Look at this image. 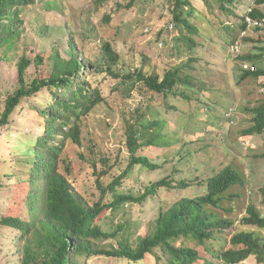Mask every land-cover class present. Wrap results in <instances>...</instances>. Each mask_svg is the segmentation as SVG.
Here are the masks:
<instances>
[{
  "label": "rangeland",
  "instance_id": "1",
  "mask_svg": "<svg viewBox=\"0 0 264 264\" xmlns=\"http://www.w3.org/2000/svg\"><path fill=\"white\" fill-rule=\"evenodd\" d=\"M46 1L36 0L24 7L16 44L13 48L9 44L0 46V88L4 98L18 86L17 69L22 56L34 59L36 54H50L56 47L63 57H69L71 39L85 60L101 58L105 42H111L120 56L114 67L120 77L98 69L83 71L89 81L87 87H98L105 99L82 116V145L65 140L63 158L70 161L76 189L93 202L100 193L91 163L102 166L101 159L107 158L114 169L102 178L106 185L112 182L131 160L126 144L130 126L154 119L162 126L161 146L141 148L138 154L148 156L160 167L150 170L136 166L130 180L119 191H136L164 177L175 183L185 180L192 186L161 187L143 203L125 205L116 221L126 223L132 241L150 233L160 215L182 198L204 195L208 179L227 166L240 171L248 182L231 188L220 208L211 207L217 217L234 224L216 231L207 245L212 252H218L230 247V238L235 232L255 229L244 226L241 219L247 215L251 203L264 214L260 191L264 186V133L245 136L242 131L251 124L249 108L264 99V76L240 83L236 77L237 55L255 50L257 43H252L250 38L264 37V21L260 31L254 25L242 28V16L252 0L227 3L232 12L223 10L219 0H190L194 12L188 19L197 27L192 33L187 28L178 29L173 18L174 0H118L100 8L92 0H49L50 4ZM184 34L192 36L196 46L189 48L180 38ZM233 41L240 44L239 53L231 48ZM184 63L189 64L185 70L192 86L186 89L184 83L179 84L175 92L186 89L191 100L175 92L152 91L143 82L134 85L133 80L124 77L141 68L149 75L154 72L163 75ZM35 76L32 65L27 79L30 82ZM52 101L51 92L43 89L23 100L10 123L0 129V218L13 202L15 183L29 178L26 152L43 133L40 110ZM230 110L236 114V125H230L223 117ZM102 222L105 225L108 219ZM17 233L0 226V264H19ZM107 242L117 245L115 240ZM196 243L195 240L187 242L190 246ZM167 260L168 255L156 248L153 254L138 262L95 256L87 264H167ZM241 264L260 263L251 256Z\"/></svg>",
  "mask_w": 264,
  "mask_h": 264
},
{
  "label": "trees",
  "instance_id": "2",
  "mask_svg": "<svg viewBox=\"0 0 264 264\" xmlns=\"http://www.w3.org/2000/svg\"><path fill=\"white\" fill-rule=\"evenodd\" d=\"M35 1L0 0V46L9 44L11 48L14 47L20 33L18 25L23 21L22 10ZM110 1L118 0H92V3L100 8ZM219 1L223 10L232 12L231 7L226 4H233V0ZM46 3L50 4L49 0ZM172 3L173 18L178 29L187 28L190 33L194 32L197 27L188 19L194 12L192 2L174 0ZM262 5L264 0H252L249 7L252 10L249 12L248 8L242 16L243 29L249 26L246 21V14H249L262 23L254 25L258 31L262 30ZM180 38L189 48L196 46L192 36L184 34V38ZM249 40L257 43L256 51L237 55L238 83L258 80L264 76V37L260 35ZM160 44L164 45V42L161 41ZM233 45L234 41L231 48ZM70 50L69 57L64 56L65 58L56 47L50 54H36L34 59L22 56L18 62L16 89L4 98L0 88V129L10 123L11 116L23 100L37 95L43 89H48L53 98L52 103L40 110L43 116V133L37 137L32 148H29L30 151L26 152L25 163L30 165L29 178L25 182L15 183L13 202L0 218L1 227L18 232L16 247L20 254L19 264H87L95 256L127 258L138 262L148 254H153L156 248L168 255L167 264H241L251 256L258 263L264 264V214L254 203L248 206L247 215L241 219V223L255 229L235 232L230 238V247L218 252H212L207 245L215 237L216 231L231 228L234 224L233 221L217 217L211 207L220 208L225 194L231 188L248 182L245 175L231 166L208 179L204 195L182 198L160 215L150 233L138 236L135 241H132V234L128 233L126 223L116 221L119 211L125 210V205L143 203L161 187L184 189L192 186L185 180L175 183L169 177H164L150 186L137 188L136 191H119L125 181L130 180L136 166L150 170L160 167L148 156L138 154L141 148L161 146L159 139L163 137L160 132L162 126L154 119L140 126H130L126 144L131 160L112 182L106 185L102 178L114 169L107 158L101 159L102 166L98 162L91 163L100 193L93 202L76 189L70 161L63 158L65 140L82 145V116L90 113L105 99L98 87H87L89 81L83 76V71L94 72L98 69L99 72L120 77L114 71L120 56L111 42L102 45L101 58L95 61L81 58L73 39L70 40ZM244 63L249 68H244ZM32 65L36 76L29 82L27 72ZM185 66L189 68V64L184 63L163 75L157 72L149 75L141 68L124 77L133 80L134 85L143 82L152 91L169 94L175 92V87L179 84L184 83L186 89L192 86ZM250 66H254V69ZM186 89L175 92V95L179 93L183 98L191 100L192 96ZM249 111L252 114L251 124L242 134H263L264 99L249 108ZM235 116L231 110L223 113L230 125H236ZM260 191L264 204V186ZM103 219H108L105 225L102 224ZM108 240H115L117 245L109 244ZM192 240L197 243L194 246L188 245L187 242Z\"/></svg>",
  "mask_w": 264,
  "mask_h": 264
},
{
  "label": "built area",
  "instance_id": "3",
  "mask_svg": "<svg viewBox=\"0 0 264 264\" xmlns=\"http://www.w3.org/2000/svg\"><path fill=\"white\" fill-rule=\"evenodd\" d=\"M251 10H252V8H249V12H250ZM246 21L248 22L249 25H258V24H260V23H259L260 21L253 19L249 14L246 15ZM172 28H173V26H172ZM232 49H233V51H235V52H236V51H240L239 43L236 42V43L232 46ZM244 67H245V68H249V65H248V64H245ZM250 67H251V69H254V66H250ZM229 115H230V113L227 114V116H229Z\"/></svg>",
  "mask_w": 264,
  "mask_h": 264
},
{
  "label": "clouds",
  "instance_id": "4",
  "mask_svg": "<svg viewBox=\"0 0 264 264\" xmlns=\"http://www.w3.org/2000/svg\"><path fill=\"white\" fill-rule=\"evenodd\" d=\"M249 11V10H248Z\"/></svg>",
  "mask_w": 264,
  "mask_h": 264
}]
</instances>
